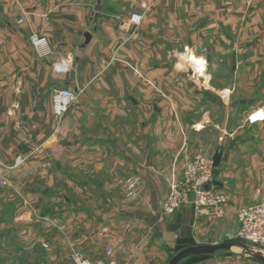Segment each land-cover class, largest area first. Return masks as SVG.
<instances>
[{
  "label": "crops",
  "instance_id": "1",
  "mask_svg": "<svg viewBox=\"0 0 264 264\" xmlns=\"http://www.w3.org/2000/svg\"><path fill=\"white\" fill-rule=\"evenodd\" d=\"M62 88L80 95L58 121ZM197 153L215 160L223 218L191 202L163 211ZM18 155L0 170L1 264H72L74 248L105 258L117 244L118 264H168L179 238L237 233L238 210L264 199V0H0V156ZM228 252L179 264H262Z\"/></svg>",
  "mask_w": 264,
  "mask_h": 264
},
{
  "label": "built area",
  "instance_id": "2",
  "mask_svg": "<svg viewBox=\"0 0 264 264\" xmlns=\"http://www.w3.org/2000/svg\"><path fill=\"white\" fill-rule=\"evenodd\" d=\"M143 15L134 13L129 17V22L139 26ZM24 17L19 19L20 23ZM30 44L39 58H49L52 55V45L45 34H32ZM55 69L66 70V62L53 63ZM82 91V90H81ZM80 91L69 88L57 89L51 94V105L58 121L66 115L76 103ZM28 156L18 155L13 165H6L0 156V170L14 169L25 163ZM215 160L205 153H197L186 163L183 176L173 177L170 193L162 203L164 213H173L184 203L191 202L197 215H208L223 218L226 215V195L217 190L214 185ZM0 183H4L0 179ZM240 224L238 236L246 245H256L264 249V199L252 202L241 207L237 212ZM122 244L108 247L107 257L90 258L84 251L74 248L70 254L72 264H118L113 259L117 250H123Z\"/></svg>",
  "mask_w": 264,
  "mask_h": 264
},
{
  "label": "water",
  "instance_id": "3",
  "mask_svg": "<svg viewBox=\"0 0 264 264\" xmlns=\"http://www.w3.org/2000/svg\"><path fill=\"white\" fill-rule=\"evenodd\" d=\"M91 38L89 33L86 34L87 41ZM180 246H184L182 250L176 253L169 261L168 264H179L184 258L194 255H205V254H214L220 250L230 249L234 246V242H222L217 244H204V245H193L189 238H179L177 240ZM246 250L249 251L248 247L243 244ZM255 256L261 263L264 264V256L250 253Z\"/></svg>",
  "mask_w": 264,
  "mask_h": 264
},
{
  "label": "rangeland",
  "instance_id": "4",
  "mask_svg": "<svg viewBox=\"0 0 264 264\" xmlns=\"http://www.w3.org/2000/svg\"><path fill=\"white\" fill-rule=\"evenodd\" d=\"M27 162V161H26ZM25 162V163H26ZM25 163H23L22 165H24ZM22 165H19L18 167H21ZM18 167H16V168H18ZM238 232H239V230H238ZM238 232L237 233H235V234H231V235H228L227 237H225V238H221V239H219L216 243H211V244H217V243H222V242H234L235 244H234V246L232 247V248H230V249H232V251H239L240 253H242V254H246V255H249V257L253 260V261H255V262H257V263H259L258 262V259L255 257V256H253L252 254H250V253H255V254H259V255H263L264 256V249L262 248V247H259V246H256V245H246L245 243H243L242 241H241V239L239 238V236H238ZM243 244L244 245H246L247 247H248V249H249V251L248 250H246V248L243 246ZM198 245H204V244H198ZM18 248H21V250H24V251H26V254H28V256H29V254H30V252H32L33 253V255L36 253L35 251H34V244L32 243H30V242H27V243H19L18 244ZM26 249V250H25ZM230 249H226V250H220V251H218V252H216V254L217 255H220V254H229L230 255V253L231 252H228ZM261 251V252H260ZM215 254V253H214ZM215 254V255H216ZM210 255V254H209ZM25 260H26V258H24ZM0 264H1V261H0ZM22 264H29L27 261H23L22 262ZM260 264V263H259ZM263 264V263H262Z\"/></svg>",
  "mask_w": 264,
  "mask_h": 264
},
{
  "label": "bare ground",
  "instance_id": "5",
  "mask_svg": "<svg viewBox=\"0 0 264 264\" xmlns=\"http://www.w3.org/2000/svg\"><path fill=\"white\" fill-rule=\"evenodd\" d=\"M261 252V251H260Z\"/></svg>",
  "mask_w": 264,
  "mask_h": 264
}]
</instances>
